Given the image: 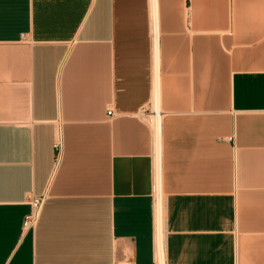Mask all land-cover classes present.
I'll list each match as a JSON object with an SVG mask.
<instances>
[{"label":"crops","instance_id":"0c3cea01","mask_svg":"<svg viewBox=\"0 0 264 264\" xmlns=\"http://www.w3.org/2000/svg\"><path fill=\"white\" fill-rule=\"evenodd\" d=\"M154 96L163 264H264V0H0V264H153Z\"/></svg>","mask_w":264,"mask_h":264},{"label":"built area","instance_id":"2783aa9c","mask_svg":"<svg viewBox=\"0 0 264 264\" xmlns=\"http://www.w3.org/2000/svg\"><path fill=\"white\" fill-rule=\"evenodd\" d=\"M140 118L142 121L147 124L152 132L158 129L159 133V128H160V117L161 114L159 112L158 106L155 105V103L152 101L151 104L149 105L148 109L143 111L141 114H139ZM53 149L56 153V157H59V154L61 152V144H60V139L58 136H56V139L53 144ZM151 182H152V188H151V209H152V227H153V244L155 247V212H156V204H157V197H156V189H155V181L156 179L158 180L159 187H160V169H159V163H158V172L156 174L155 168L152 163L151 167ZM161 190V189H160ZM45 202V197L40 196V197H30L28 200V205L30 208L29 215L25 217L22 223V230L23 232H28L32 231L35 229L39 218L40 214L43 208ZM153 264H159L155 259H153ZM163 264V262H162Z\"/></svg>","mask_w":264,"mask_h":264},{"label":"bare ground","instance_id":"6f19581e","mask_svg":"<svg viewBox=\"0 0 264 264\" xmlns=\"http://www.w3.org/2000/svg\"><path fill=\"white\" fill-rule=\"evenodd\" d=\"M157 96H154L153 102L157 105ZM152 140H153V166L155 168L156 174L158 172V163H159V156H158V141H159V133L158 129L152 132ZM155 189H156V197H157V204H156V212H155V260L162 264V242H163V216H162V196L160 192V187L158 180L155 181Z\"/></svg>","mask_w":264,"mask_h":264},{"label":"rangeland","instance_id":"374dc122","mask_svg":"<svg viewBox=\"0 0 264 264\" xmlns=\"http://www.w3.org/2000/svg\"><path fill=\"white\" fill-rule=\"evenodd\" d=\"M163 212H164V209H163V203H162V216H163Z\"/></svg>","mask_w":264,"mask_h":264}]
</instances>
